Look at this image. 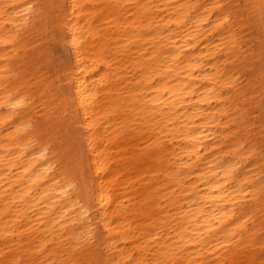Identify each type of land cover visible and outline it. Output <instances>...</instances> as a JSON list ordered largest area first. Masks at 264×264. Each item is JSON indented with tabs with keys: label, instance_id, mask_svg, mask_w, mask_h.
<instances>
[{
	"label": "bare ground",
	"instance_id": "1",
	"mask_svg": "<svg viewBox=\"0 0 264 264\" xmlns=\"http://www.w3.org/2000/svg\"><path fill=\"white\" fill-rule=\"evenodd\" d=\"M0 264H264V0H0Z\"/></svg>",
	"mask_w": 264,
	"mask_h": 264
}]
</instances>
